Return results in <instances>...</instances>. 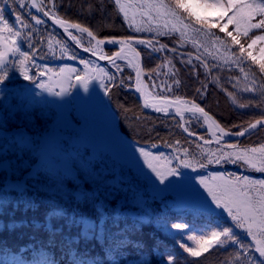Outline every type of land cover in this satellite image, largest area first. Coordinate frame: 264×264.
<instances>
[{
  "label": "trees",
  "instance_id": "1",
  "mask_svg": "<svg viewBox=\"0 0 264 264\" xmlns=\"http://www.w3.org/2000/svg\"><path fill=\"white\" fill-rule=\"evenodd\" d=\"M163 1L187 23L206 29L212 38L219 37L217 40L227 46L237 66L220 65L199 55L182 45L177 34L153 36L134 31L115 0H42L41 3L46 12L80 24L95 37L148 40L149 46L136 43L135 47L142 56L148 84L160 83L156 72L164 82L169 74L166 84L172 89L158 92L160 96L196 103L232 132L264 118V70L261 69L264 40L248 47L257 36H264V26L249 28L243 15L238 16L239 32L236 21L228 24L229 17L240 8L258 0H237L236 7L226 14L194 8L201 21L216 24L213 28L197 23L188 12L176 8V0ZM185 2L197 5L202 0ZM218 2L227 8L229 0ZM0 10L20 31L17 38L20 52L28 56L21 66L23 57L9 52L8 64L0 69V76L7 72V78L0 83V164H4L0 169V264H263L253 243L242 237L228 220L206 210L164 206L161 199L149 197L132 180L120 175L115 159L101 149L90 153L66 137L63 147L52 149L50 156L45 155L41 137L52 131L59 118L55 105L39 86L47 81L46 70L58 71L70 66L76 70L74 76L82 78L84 71L78 62L95 61L76 52L51 25L43 21L36 24L26 2L21 8L18 0H6L0 2ZM17 14L28 28L16 21ZM261 19L264 13L257 10L251 23ZM224 24L228 28L221 32ZM246 28L248 35L244 36ZM228 32L240 44L233 43ZM2 35L9 36L7 32ZM114 51L113 47L105 49L107 55ZM21 67L31 79H24ZM103 68L109 76L104 91L114 119L112 123L130 144L151 148L168 158L179 156L180 160L198 161L209 171L241 175L237 167L230 165V158H222L229 149L202 145L185 136L177 118L144 114L135 95L125 90L132 87L134 79L133 72L125 65L118 66L121 86L116 76ZM246 80L250 81V91L243 89L249 84ZM70 115L76 119L72 109ZM194 123L187 124V129L207 140L205 132L200 131V123ZM231 144H238V148L258 147L264 144V128ZM209 148L216 153H208ZM57 149L58 157H54ZM209 158L220 162L208 164ZM2 175L6 176L4 180ZM175 224L185 227L177 229ZM225 227L232 230L240 243L213 247L200 257L190 256L181 247V244L195 246L188 236L200 237Z\"/></svg>",
  "mask_w": 264,
  "mask_h": 264
},
{
  "label": "rangeland",
  "instance_id": "2",
  "mask_svg": "<svg viewBox=\"0 0 264 264\" xmlns=\"http://www.w3.org/2000/svg\"><path fill=\"white\" fill-rule=\"evenodd\" d=\"M160 4L167 5L163 0H120V4L117 5L119 8L121 5L124 7L122 13L134 31L153 36L177 34L182 45L191 47L199 55L212 59L220 65L230 66L233 63L237 66V60H231L224 43L212 38L206 29L187 23L174 9L181 20H177L175 16L169 14L168 8H157L156 5ZM184 25H188V27L185 28ZM85 44L87 46L84 47H87V50L103 57L107 56L104 46ZM119 62L133 67L127 57L118 58L114 64L117 65ZM78 63L84 71L82 78L75 77L76 70L70 66L61 67L58 71L46 70L48 78L44 85V92L55 105L59 118L52 131L41 137L45 155L50 156L53 152L52 149L63 147L66 144L65 138L71 137L76 141L77 146L88 149L90 153L98 152L99 149L108 153L115 159L120 175L132 180L135 186L148 194L149 197L161 199L164 206L175 209H201L221 216L228 220L242 237L250 240L255 248L256 241L253 239V235L256 240H264V231L261 230L264 228V217L259 212L255 214L254 220L250 218L249 222H245L243 228L239 227L225 207H217L210 194L215 193L222 203L232 206L229 197L233 193L226 190L235 186L246 191L257 202L256 206L259 208L260 197L264 196V186L259 183L264 181V170H261L264 169V151H261L264 144L258 147L244 148H238V144L224 146L229 150L223 154H228L226 159H231L230 165L241 171L239 176H230L222 171H209L207 166L201 167V163L198 161L180 160L179 156L168 158L154 153L151 148L134 146L118 134L119 132L115 130L112 123L114 119L111 118V111L107 106L104 91L105 82L109 76L103 66L97 62L82 61ZM155 76L161 83H153L154 85L150 89L152 92L149 90L150 97H154L156 92H164L165 88L167 91L172 89L171 85L166 84L168 73L166 82L160 80V73L156 72ZM245 82H249V84L244 85L243 89L250 91V81L246 80ZM71 83L72 89L70 90ZM55 93L62 94L56 95ZM71 109L76 119L70 115ZM192 123L201 122L197 118L188 116L187 124L192 125ZM200 131H203L202 126H200ZM253 148L257 151L252 152ZM58 151V149L55 150L54 157H58ZM206 151L216 153L210 148ZM244 151L247 152L248 158L252 160L255 167L249 166L243 160L232 162L237 154ZM142 152L147 155H142ZM209 160L212 162L210 163ZM184 161H189L191 166L184 167ZM207 163L217 164L212 158H209ZM149 164L152 165L151 168ZM2 167L4 164L1 163L0 169ZM171 168L176 169L177 174L167 176L161 183L156 171L166 174ZM5 178V175L1 176V179ZM245 178L249 183L244 182ZM201 180L205 183L201 184ZM6 183L11 184L10 186L14 185L8 181ZM233 211H236L235 207H233ZM249 223H251L253 235L248 233ZM257 253L259 255V252ZM259 257L264 264V257L260 255Z\"/></svg>",
  "mask_w": 264,
  "mask_h": 264
},
{
  "label": "snow or ice",
  "instance_id": "3",
  "mask_svg": "<svg viewBox=\"0 0 264 264\" xmlns=\"http://www.w3.org/2000/svg\"><path fill=\"white\" fill-rule=\"evenodd\" d=\"M0 2H6V0H0ZM18 3L21 8L25 7L24 0H18ZM115 3L119 5L120 0H115ZM236 3H237V0H229L228 6L227 8H225V6L222 3H219L218 0H212V2H210V0H202V2L198 3L197 5L186 3L185 0H176V8L182 9L188 12V15L194 17L197 23L207 24L210 28H213V27H216V24L211 23L208 20L201 21L200 15L196 11H193V9L196 7H199L202 9L215 10L217 12L226 14L227 11H230L233 7H236ZM32 7H35L37 11L42 10V8L36 4V0H32ZM156 7L157 8H160V7L168 8L169 14H171L172 16H175L177 20H181L178 14L173 9H171L168 5L160 4V5H156ZM246 9L248 11H246ZM257 10L260 13H264V0H258V2L255 4H245L242 8L238 10L237 13H234L233 16L229 17L228 24H231L234 21H236L237 22L236 31L239 32L240 22L238 20V16L243 15L247 17L249 28H260L264 26V19H261L257 23H254V24L251 23V20L254 18ZM120 11L121 12L124 11V7L122 5L120 6ZM44 15L52 18V15L54 14L50 15L49 12H44ZM32 19L35 20L36 24L42 23V20L39 18H36L35 16H33ZM221 19H223V15H221ZM16 21H18L23 28L29 27V25L25 22V20L19 14L16 15ZM54 23L60 26H64L67 24L65 31H67L68 28H75L81 32H88V35L90 37H93V39L96 38L91 31H88L87 28H82L81 25L78 23L68 24L67 21L62 20L58 17L54 19ZM228 24H224L220 28V31L225 32L226 29L228 28ZM184 27L186 28L188 27V25H184ZM4 32H7L9 34L7 38H5L2 35V33ZM20 35H21L20 31H18L15 28L14 24H10L7 21L6 17L3 14V10H0V69H3L5 65L8 64L9 52L13 54H19L23 57V59L20 62L21 66L28 59V56L26 54L20 52V47L17 42V38ZM69 35L71 36V33H69ZM227 35L232 37L233 43L240 44V40L236 36H233L231 32H228ZM243 35L244 36L248 35L247 28L244 30ZM72 38L75 39V37H72ZM217 39H219V37H217ZM257 40H264V36H257L255 39L252 40V43L249 44L248 47L251 48L252 45H254L257 42ZM104 42L105 41L103 39H100L97 41L98 44H103ZM109 42H118V41L109 40ZM49 44L51 46V42H49ZM240 51L241 52L245 51L243 45H241ZM117 56H119V53H117ZM253 59L255 58L253 57ZM261 69L264 70V64H261ZM21 75H23L25 80L31 79V77L27 74V72L23 69V67H21ZM5 78H7V72H5L4 76H0V83H3ZM39 86L42 89L45 87L44 85H39ZM137 90L139 91V89ZM55 94L61 95L62 93H55ZM145 106H148L147 102L145 103ZM155 110L160 111L161 109L156 108ZM188 111L202 113L204 114L206 120L210 119V117L207 116V113L204 112V109L198 107L195 104H193L192 107L188 109ZM177 114H179V110H177ZM257 123H260V122L258 121ZM217 127H219V125H217ZM250 127L255 128L256 124H252ZM185 131H187V129H185ZM221 131L223 130L221 129ZM243 134H244L243 132L239 133V135H243ZM229 146L232 147V145H229ZM251 151L256 152L257 149L253 148L251 149ZM261 151H264V148H262ZM141 154L147 155V153H143V152ZM227 156L228 154H222V158H226ZM235 160H243L244 163L248 164L249 166L255 167L252 160L248 158L246 151L241 152L240 154H237L235 156V159L232 160V162H235ZM209 162L211 163L212 161L209 160ZM215 162L219 163L220 159H217ZM183 166L190 167L191 164L189 161H184ZM200 166L204 167L203 163H201ZM149 167L151 168L152 165L149 164ZM261 170H264V169H261ZM153 171H156V169H153ZM176 174L177 172H176V169L174 168L169 169L166 174H162L161 172L156 171V175L160 178L161 183L164 182L167 176L169 175L174 176ZM244 182L249 183V181H247L246 178ZM200 183L204 184L205 181L201 180ZM259 183L261 184V186H264V181H261ZM226 191H230L231 193H233V195L229 197V202L232 206H229L226 203H222L221 199L215 193H210V194L212 195L213 200L216 202L217 207H225L229 215L232 217V219L238 223L239 227L243 228L245 225V222H249L250 218L254 220L255 214L257 212H259L260 215L264 217V196L260 197V201H259L260 207L257 208L256 206L257 202L254 201L253 198L249 196V194L246 191L241 190V188L234 186L231 189H227ZM233 207H235L236 209L235 212L233 211ZM13 227H15V225H13ZM174 227L177 229H183V227L185 226L182 224H175ZM247 230H248L249 235H253L252 230H251V223H249V227ZM261 230L264 231V228H262ZM188 239L193 241L195 246H187V245L181 244V247L184 249L185 252H187L190 256H193V257H200L203 254L209 252L210 249H212L213 247H217V246L223 247L226 243H229V242L233 244L240 243V241L234 237L232 230L227 227L223 228L220 231H211L209 234L201 235L200 237L188 236ZM253 239L256 241L255 250L259 252V255L261 257H264V240H256V237L254 235H253Z\"/></svg>",
  "mask_w": 264,
  "mask_h": 264
},
{
  "label": "water",
  "instance_id": "4",
  "mask_svg": "<svg viewBox=\"0 0 264 264\" xmlns=\"http://www.w3.org/2000/svg\"><path fill=\"white\" fill-rule=\"evenodd\" d=\"M26 5L28 9L38 18H40L43 22L46 24L51 25L58 33L62 35V37L67 41V43L80 55L87 57L89 59H92L99 64L105 66L108 70H110L117 78V80L120 83V74L117 71V69L112 65L113 62L119 58V57H128L135 66V73H134V87L133 89H127V92H132L135 95V98L138 102V106L140 110L151 117L154 118H177L179 120L180 128L183 134L191 139L196 140L197 142L205 145H221L223 143H232L240 141L257 130L264 128V118L256 120L252 124H256L255 128L250 127L249 125L247 128L239 131V132H232L225 130L215 118H213L209 113H207L205 110L204 112L207 113V116L210 117V119H205L204 114L199 112H192L188 111L193 105V103H187L184 100L181 99H169V98H149L147 95L149 93L148 85L145 78L144 73V65H143V59L138 51V49L135 47L136 43H146L151 44L148 40L140 39V38H117V37H103L98 38L96 37L93 39V37H90L88 35V32H81L75 28H68L67 31H65V28L67 27V24L64 26H60L56 23H54V19L57 18V16L52 15V18L49 16H45L44 12H46L42 5L40 0H36V4L42 8L41 11H37L35 7H32V0H25ZM60 18V17H58ZM62 19V18H60ZM64 20V19H62ZM66 21V20H65ZM68 24H73L70 21H67ZM82 27V26H81ZM84 28V27H82ZM89 31V30H88ZM71 33V36L69 35ZM72 37H75L73 39ZM103 39L105 42L103 44H98L97 41ZM109 40H115L118 42H109ZM87 43L90 42L94 45H102V46H112L116 49V51L108 57H101L81 46V43ZM117 53H119V56H117ZM139 89V91L137 90ZM147 102L148 106H145V103ZM155 102H165L168 104H171L172 106L170 108H167L166 110H160L156 111L155 108L152 106V104H155ZM196 105V104H195ZM198 107L202 108L201 106L197 105ZM177 110H179V114H177ZM1 115V110H0ZM187 115L196 116L199 118L206 134L209 137V140L205 141L199 138L197 134H194L190 131H185V117ZM260 123H257V122ZM219 125V127H217ZM221 129L223 131H221ZM243 132V135H239V133ZM191 133V134H190ZM78 197L81 195L78 194Z\"/></svg>",
  "mask_w": 264,
  "mask_h": 264
},
{
  "label": "bare ground",
  "instance_id": "5",
  "mask_svg": "<svg viewBox=\"0 0 264 264\" xmlns=\"http://www.w3.org/2000/svg\"><path fill=\"white\" fill-rule=\"evenodd\" d=\"M152 106L156 108H160L161 110H166L167 108H170L172 105L165 103V102H156L155 104H152Z\"/></svg>",
  "mask_w": 264,
  "mask_h": 264
}]
</instances>
